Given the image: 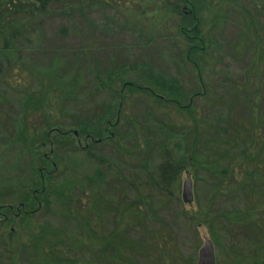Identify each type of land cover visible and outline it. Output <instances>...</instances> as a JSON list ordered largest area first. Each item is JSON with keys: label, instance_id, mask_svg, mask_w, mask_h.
Listing matches in <instances>:
<instances>
[{"label": "rangeland", "instance_id": "obj_1", "mask_svg": "<svg viewBox=\"0 0 264 264\" xmlns=\"http://www.w3.org/2000/svg\"><path fill=\"white\" fill-rule=\"evenodd\" d=\"M141 1L93 0L82 11L62 6L26 33L23 13L4 17L8 0H0V47L7 40L16 49L7 57L0 52V264H65L74 254L76 264H106L110 252L100 246L92 256L86 249L91 240L84 236L110 234L118 206L128 209L126 236L143 253L133 252L131 264H198L206 239L215 245L217 264H264L260 227L250 226H264V179L252 189L246 175L252 162L240 169L234 161L244 148L251 151L248 135L254 129L261 133L256 158L264 161V0ZM173 5L183 8L184 17ZM159 10L163 22L157 20ZM187 16L205 33L206 51L197 56V69L183 59L178 28L196 23ZM137 66L172 76L187 95L203 93L192 101L201 137L194 157L193 140L180 139L192 129V119L136 93L125 92L120 125L109 130L106 141L92 142L81 132L78 123L94 122L106 103L119 107V78L134 80L131 68ZM144 67L136 74L146 83L150 75ZM115 69L116 96L96 80H108ZM64 73L63 84L69 87L77 77L80 90H61L57 79ZM179 140L188 147L180 182L160 191L164 151L180 156ZM234 140L235 149L224 159L234 164L233 172L208 173L201 161L215 165L213 152ZM208 141L219 142L212 146L218 150L207 149ZM77 147L90 154L75 155ZM57 162L62 168L53 174ZM187 172L192 204L182 198ZM77 195H88L93 207L72 218L69 209ZM141 196L152 200L155 216L135 217L131 204ZM158 234L169 246L156 249L163 242ZM55 247L69 252L55 255Z\"/></svg>", "mask_w": 264, "mask_h": 264}, {"label": "trees", "instance_id": "obj_2", "mask_svg": "<svg viewBox=\"0 0 264 264\" xmlns=\"http://www.w3.org/2000/svg\"><path fill=\"white\" fill-rule=\"evenodd\" d=\"M93 0H8L7 5H8V10L5 11L4 17L5 16H10L11 14L16 15L17 17L20 16V14L23 13V20H24V29L26 31V33L32 32L34 29H32V25L35 23H37L38 21L40 23L43 22V20H45L48 17H52V15L54 14V10L56 8L65 6L68 7L69 10H78V11H82L85 7V5H88L89 3H91ZM111 1H117L118 0H111ZM129 0H125L126 3H128ZM185 0H183L184 2ZM190 1V0H189ZM107 2V1H106ZM94 3V2H93ZM92 4V3H91ZM136 5H141L142 1L141 0H135ZM58 6V7H57ZM173 11L175 12V14H177L179 17H184V12H183V8L177 7V5H173ZM186 7V6H185ZM167 9H172V8H168V4H167ZM157 12V20H159L160 22H163V13L161 10L155 11ZM145 14V12H144ZM169 13H165V17L168 15ZM188 19L191 20V22H196L194 25L192 24H181L178 28L179 33L181 34V36L183 37L184 40H182L181 42V47L182 50L184 51V55H183V59L186 63L190 64L191 67L197 69L199 68V64L196 61L197 60V56H199V54H204V52L206 51V43L204 42V29L201 25V23H199V21L194 18L193 16H187ZM186 17V18H187ZM194 18V19H193ZM196 19V20H195ZM198 21V22H197ZM185 26V27H184ZM189 29V30H188ZM181 40V39H180ZM16 49L13 47V45H10L9 41L5 40L3 46L0 47V52L2 54H4V57H7V53L11 52V51H15ZM11 65V64H10ZM144 67V66H141ZM140 66L137 67H133L131 68L135 74V79L134 80H124L122 77L119 78V80L123 83V90L119 93L120 95V99H119V107H113L110 105V103L108 105H104V110L102 112V114H100V116L92 123L88 124V123H78V127H83L81 132L83 134L86 135V137H88L89 140H93L92 142H94L95 140L99 143L106 141L107 139L104 138L106 137L107 134H109V130H114L116 129L119 125H120V118L122 115V111L123 109V105H124V101L127 98L126 94L131 93V94H138L140 96L146 97L148 99H152L154 102H156L160 107H162V109L167 110L168 107H172L175 112H177V114L182 115L183 117L186 118H190L193 121V126L192 129L189 132H182L180 134V139L182 140L183 138H191L193 140V144H192V148H191V157H194L193 152L198 153V144H199V140H200V132H199V128H198V123L196 121V113L198 111V109L196 107H194L193 105V99H195V97H202L203 93L196 91L195 93L191 94V95H187L185 92V89L180 85V82L173 78L172 76L170 77L168 74L164 75V74H159L158 72H155V70L151 67H144L147 71V75H150V80L147 77V81L146 83L142 82L140 79H137V74H136V70L139 73L140 70H142ZM135 69V70H134ZM117 71L112 70V74L107 76L108 80L105 81H100L97 83L100 84V86L103 85V87L111 94L116 96L117 95V88H116V81L114 80V72ZM156 73V75H155ZM30 75V74H29ZM66 73H64L62 76H60L57 79V82L60 84V88L61 90L64 89V91L66 93H69L70 91L75 93L76 91L80 90V83L79 80L77 82V77L76 80H73L71 85L65 86L63 83L65 82L64 80H66ZM96 78H100L99 75L97 74V76H95ZM80 79V78H79ZM168 80V81H167ZM169 82L168 84H165ZM148 83V85H147ZM168 85V86H167ZM63 87V88H62ZM68 87V89H67ZM154 87V88H153ZM64 92V93H65ZM126 92V94H125ZM167 94V96L164 95ZM115 101V100H113ZM60 106V105H59ZM117 109V113L116 116H118V118H116V122L114 121V119L112 118L113 115L115 114L114 110ZM168 111V110H167ZM182 121H186V120H182ZM61 126V125H60ZM58 125L55 126V130H57ZM165 127V126H164ZM86 132V133H85ZM216 132H218V130H216ZM172 132L169 130L168 135L172 136L171 134ZM236 135H238V133H235ZM259 134H261L260 132H257L256 129L251 130L250 131V135H248L249 140L251 141V147L252 149H250L251 151H247V150H242L241 152V156L239 158H237L236 161L239 165H240V169H242L245 165H247V163L252 162L254 168L250 171L247 172L246 175L249 177V179L251 180V183L249 184V186L255 190L256 186L258 185V180H263L264 179V161L256 158V154L257 151L255 149V144L256 142H260V137ZM169 136H167L166 138L171 139ZM239 136V135H238ZM64 138V137H62ZM258 139V140H257ZM181 140H179V143L175 146L176 150H178L179 153L177 155L171 154L173 151H168L167 149H165L164 153L166 156V162L160 167L159 170V180H160V184L158 185L160 189V191H164V190H168L169 188H171L173 186V184L175 185L176 183L179 184L180 182V177L183 171V168L185 165H181V162L184 159H186V155H183V151L185 150V152H187L188 147H185V149H183L182 144L180 143ZM235 143L233 141H230L229 143H226L227 148H225V145H222V149L221 151L215 153L213 152V156L214 159L216 160V164L214 165V163H208V159L205 160L206 163H204V159L201 161V164L203 167L206 168V170L208 171V173L210 172H215V173H219L220 175H229V171L233 172L234 170V164L230 167V165H228V163H225L224 159L228 158L229 156H231L232 151L235 149V146L237 145V141L234 140ZM98 144V143H96ZM207 149L211 147L212 151H217V148H213L212 146L218 145L217 143H211L208 141L207 143ZM93 147V145H92ZM187 148V149H186ZM215 149V150H214ZM87 153L90 154V152L88 151H83L80 148L77 147V150L75 151V155L77 153ZM74 153V152H73ZM258 157V156H257ZM209 159H211L209 157ZM187 160V159H186ZM230 167V168H229ZM62 168L61 164H58L53 167V174L56 173V170L58 172V169ZM92 182V181H91ZM221 186L219 183L217 185V187ZM258 187V186H257ZM253 191V190H251ZM81 193V192H80ZM83 193V192H82ZM89 198L88 195L82 196V195H77L75 197L74 202L76 203V206L74 209H69L70 211H72V215L71 217L74 218V214L77 213L81 216H83L82 214L85 213L87 214L90 213L92 210L91 208L93 207L92 204L88 203ZM91 201V200H90ZM152 201V200H151ZM151 201H147L146 198H143L142 196L138 198L137 201H134V204H131V210L134 208L135 210V217H153L155 216L154 214V207L152 206ZM164 202V198L160 199V202ZM154 203V202H153ZM90 207V208H89ZM88 208V209H87ZM254 211V210H253ZM252 212L249 213V219H251L252 217ZM128 209L124 208L122 209L121 206H118L115 208L114 210V214H115V226L114 229L110 232V234L108 235H100L98 238V235H96L94 233V231H91L88 236H84L86 238H90L91 243L89 246H87V251L92 255H96V250L99 249L100 246H104L103 248H105L106 250H108V252H110L111 256L110 257H106L103 259V261L106 264H131L133 263V259H134V254L133 252H135L137 255H142L143 253L141 252L140 249V245L139 243L135 242V241H131L130 239L127 238L126 234L129 228L128 224L125 223V221H127L126 216H129L128 214ZM257 215V216H256ZM254 215L255 217H258V214ZM262 217H264V210L261 213ZM129 218V217H128ZM134 218V217H132ZM256 219V218H255ZM231 223H234L235 225H238L237 223H235L236 221L230 220ZM259 226L260 227V232L262 234V236L260 237L259 240H264V226H261L257 223H253L250 224V226ZM89 226V230L92 229V225H88ZM137 226V224L135 225V227ZM245 226V225H244ZM95 230H100V227L95 228ZM100 232V231H99ZM53 235L55 236V238H59V241L63 239L62 235H60L59 232H57L56 230H53ZM159 235V234H158ZM157 235V237H158ZM11 237H13L11 235ZM159 237L161 238V240H163V242L159 243V245H157V248H163L164 246H169V244L166 242V238H164V236L159 235ZM98 238L99 242L96 241V239ZM89 240V241H90ZM166 243V244H165ZM66 247L69 248V246L67 244H65ZM84 245H86L84 243ZM161 246V247H160ZM54 249V248H53ZM56 252L55 255H57L59 252V248L55 247ZM63 250H65L64 252L61 251V255L65 256L69 251H67L66 248H63ZM65 253V254H63ZM70 257V258H69ZM77 257L79 259L78 256H68V258H64L65 264H76L78 261L76 260ZM133 257V258H132ZM0 258H1V253H0ZM99 260V259H98ZM261 260V259H259ZM258 260V261H259ZM100 261V260H99Z\"/></svg>", "mask_w": 264, "mask_h": 264}, {"label": "water", "instance_id": "obj_3", "mask_svg": "<svg viewBox=\"0 0 264 264\" xmlns=\"http://www.w3.org/2000/svg\"><path fill=\"white\" fill-rule=\"evenodd\" d=\"M187 180L184 183L182 198L184 203L192 204L194 201L193 182L191 173L187 172ZM198 264H217L215 245L210 239H206L199 251Z\"/></svg>", "mask_w": 264, "mask_h": 264}, {"label": "flooded vegetation", "instance_id": "obj_4", "mask_svg": "<svg viewBox=\"0 0 264 264\" xmlns=\"http://www.w3.org/2000/svg\"><path fill=\"white\" fill-rule=\"evenodd\" d=\"M185 9V8H184Z\"/></svg>", "mask_w": 264, "mask_h": 264}]
</instances>
